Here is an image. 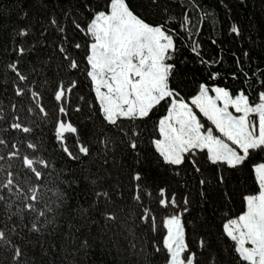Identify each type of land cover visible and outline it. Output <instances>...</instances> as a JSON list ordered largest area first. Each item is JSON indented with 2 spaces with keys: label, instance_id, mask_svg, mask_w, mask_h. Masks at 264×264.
I'll return each instance as SVG.
<instances>
[{
  "label": "snow or ice",
  "instance_id": "obj_1",
  "mask_svg": "<svg viewBox=\"0 0 264 264\" xmlns=\"http://www.w3.org/2000/svg\"><path fill=\"white\" fill-rule=\"evenodd\" d=\"M218 20L197 0L0 6V264H264V35L232 21L249 47L222 71Z\"/></svg>",
  "mask_w": 264,
  "mask_h": 264
},
{
  "label": "trees",
  "instance_id": "obj_2",
  "mask_svg": "<svg viewBox=\"0 0 264 264\" xmlns=\"http://www.w3.org/2000/svg\"><path fill=\"white\" fill-rule=\"evenodd\" d=\"M203 7L207 8L209 11L214 10L219 17L218 22L215 25L214 34L218 38V44L212 45L209 41V35L213 34V29L210 27L208 22H205L203 27V38L206 43V51H209V54H215L216 50L220 47L219 41L223 40L225 48V60L226 63L223 65L222 71L231 72L236 69L234 61L231 58V53L227 51L228 48H231L232 51H236L239 55V49L241 47L248 48L249 43L245 40H240L239 38L236 41L229 43L232 40V37L229 35V27L232 21H235L242 25L245 30V37L251 36L253 39L259 42L261 35H264V0H197ZM10 3V0H0V6H7ZM184 3H187V0H184ZM227 4L228 8L225 9L223 6ZM230 10V11H229ZM193 19H196V13L190 12ZM184 55L187 56L189 60H193V55L184 50ZM258 60L255 58L253 62L248 65V67L255 70ZM192 65H189L191 67ZM264 67V65H261ZM247 70V68H246ZM229 86L239 87L240 81H233L229 79L227 81ZM0 84H3V81L0 80ZM7 98L0 96V103L7 105ZM71 260V257H69Z\"/></svg>",
  "mask_w": 264,
  "mask_h": 264
}]
</instances>
